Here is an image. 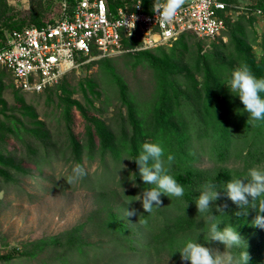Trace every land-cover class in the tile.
Returning a JSON list of instances; mask_svg holds the SVG:
<instances>
[{
	"label": "rangeland",
	"instance_id": "1",
	"mask_svg": "<svg viewBox=\"0 0 264 264\" xmlns=\"http://www.w3.org/2000/svg\"><path fill=\"white\" fill-rule=\"evenodd\" d=\"M226 1L237 10L233 6L253 7L264 0ZM4 2L7 11L0 22L7 17L30 21V0ZM58 10L55 2L50 16L56 18ZM251 17V11L234 12L219 35L185 33L146 50L147 56L132 44L107 56L95 52L41 92L20 90L0 65V257L12 254L0 264H141L120 258L96 263L93 251L79 254L77 236L67 237L76 229L88 244L101 238L96 228L108 210L134 228L125 216L124 194L136 188L129 143L134 136L163 142L166 123L187 139L191 159L186 166L249 170L235 155V143L242 139L235 129L253 121L227 84L245 56L260 61L264 78V25ZM149 55L162 65H152ZM162 108L167 110L163 118L157 113ZM13 116L17 129L10 134L2 123ZM224 146L228 151L220 156ZM76 164L87 175L68 184ZM256 165L264 167V161ZM69 242L76 243L77 257ZM211 247L225 250L218 242ZM159 264L188 262L163 257Z\"/></svg>",
	"mask_w": 264,
	"mask_h": 264
},
{
	"label": "trees",
	"instance_id": "2",
	"mask_svg": "<svg viewBox=\"0 0 264 264\" xmlns=\"http://www.w3.org/2000/svg\"><path fill=\"white\" fill-rule=\"evenodd\" d=\"M106 1L110 9H113L117 6L130 3L133 0ZM221 1L228 4L226 0ZM55 2L58 6V0H30V9L32 11L30 13V21L27 23L22 20L21 22H14L13 17H7L9 21L2 19V22H0V47L3 45V40L7 32L13 29H20L23 26L41 27L53 21L55 18L54 16L51 17L50 13L52 12V6ZM143 3L145 7L149 9V6L153 4V0H143ZM259 7H264V1L249 8L256 9ZM6 11L7 8L4 0H0V16L3 15L4 17ZM234 12L236 11H233L228 4L226 15L224 16L225 29L229 25L228 20H233ZM241 12L245 13L246 11ZM251 16V19L255 20L256 16L253 14H251ZM128 44L134 46L136 42L126 41L125 46L128 47ZM140 52L147 56L146 50H140ZM148 57L152 65H162L160 61L151 55ZM85 58L86 57H82L81 59L83 60ZM241 64H247L251 71L257 72V77L261 78L263 68L260 66V61L257 62L254 57L250 58L245 56ZM215 87L218 86L215 85ZM157 113L163 118L167 115V110L163 108L158 109ZM11 119L12 121L9 120L2 123L3 129L10 134L13 133V130L15 131L17 129L15 126L17 120L14 116L11 117ZM162 131L166 134L164 141L158 142L154 140L153 142L160 143L163 146L165 149V160L169 154L174 156V161L171 165V174L177 182L185 188V195L181 198H169L162 194L160 197V205L154 206L150 213L145 212L142 205L134 206V201L130 205L128 204L130 200H134L137 193L141 194L144 188L151 187L150 185H145L141 180L138 166L135 161L132 160L138 157L141 145L146 141V137H141L139 139L134 136L129 143L128 156L132 161V171L134 181H136V188L127 190L124 194L125 200L127 201L125 210L126 208L136 209L137 214L128 217L134 228H128L123 220L108 210L103 223L96 228L98 236H101V238H96L94 242L88 244L85 236H80L76 229L70 230L71 234L68 235L67 238L71 241L73 240L72 234L77 236V242H80V245H77L80 249V251L78 250L80 255L86 250H91L93 251L91 257L96 263H105L111 260L115 261L120 258L122 261L131 259L133 262H141V264H159L163 257L174 260L181 259L178 251L188 240H195L197 238V242L204 244L206 247H211L213 245L214 242L208 243L205 241L207 239L208 223L204 214L198 213L195 199L199 196L202 186L207 181L213 180L223 187V183L229 181L232 177H247L248 170L239 171V169L229 168L227 166L210 170H194L185 165L187 159H191V157L186 148L187 139L184 134H181L179 129L175 130L173 125L171 126L169 123H166V125L164 124ZM235 132L242 138L240 144L242 141L244 142V145L240 148H238L240 144L235 143V155L243 159L245 166L251 168L253 163L264 161V121H253L252 123L242 122L236 125ZM216 148L217 147L214 146V150ZM227 148V146H224L223 149L219 150L218 153L220 156H226L225 151H228ZM256 203L258 206V201ZM224 204L228 205V207L224 209L225 213L216 212V206H222ZM237 210V206L227 198L223 191L221 192L220 199L215 201L212 206V214L217 215V218L223 221L219 227L222 229L226 225L231 224L247 241V250L251 255L249 264H264V229L252 224L256 212L249 209L246 216L241 215L237 217L234 215ZM135 234L136 237H133ZM55 243L60 244V240L57 239ZM75 244L76 243L72 244V242H69L68 245L69 251L71 250L74 252V255L76 254L77 257L76 249L78 247H76ZM64 257L65 256H63L62 260H64ZM10 258H12V254L0 257V259L3 260H8Z\"/></svg>",
	"mask_w": 264,
	"mask_h": 264
},
{
	"label": "built area",
	"instance_id": "3",
	"mask_svg": "<svg viewBox=\"0 0 264 264\" xmlns=\"http://www.w3.org/2000/svg\"><path fill=\"white\" fill-rule=\"evenodd\" d=\"M133 0L110 9L106 0H58V15L41 27L23 26L7 32L0 47V65L7 68L17 87L41 92L57 83L69 70L82 64L93 53L102 56L126 50H147L191 33L213 38L225 29L228 4L221 0H187L175 20L167 25L156 22L152 5ZM236 12L251 11L264 24V7L233 6ZM137 17L135 27H122L125 18ZM86 57L85 59H81Z\"/></svg>",
	"mask_w": 264,
	"mask_h": 264
},
{
	"label": "clouds",
	"instance_id": "4",
	"mask_svg": "<svg viewBox=\"0 0 264 264\" xmlns=\"http://www.w3.org/2000/svg\"><path fill=\"white\" fill-rule=\"evenodd\" d=\"M142 2L143 0L136 5V8L141 7ZM186 2L187 0H153L152 12L156 16V22L158 20L161 25L172 23ZM136 19L137 17L133 15L130 20L124 18L120 22L122 27L129 29V35H131V29L135 27ZM227 87L233 95L239 97L244 112L248 114V120L264 121V95H262L264 94V78H258L247 64H240L231 71ZM132 160L138 166L141 180L145 185L151 186L144 188L142 193L134 199L141 202L145 212L150 213L154 206L160 205L162 194L169 198H181L185 195V188L171 174L174 156L169 154L165 160V149L160 143L143 142L138 157ZM86 175V169L76 164L66 182L77 183ZM222 191L237 206L235 216H246L251 209L256 212L252 224L264 229V167L253 166L249 168L247 177H232L223 183V187L209 180L202 186L195 204L198 213L204 214L208 223L205 241L223 244L225 250L221 252L216 248L206 247L198 243L197 238L188 240L178 251L182 261L188 264H249L251 255L247 250V241L231 224L221 229L219 225L223 221L212 214L213 203L220 199ZM2 196L3 193H0V197ZM134 200H130L128 204L130 205ZM227 207V204L216 206V212L225 213L224 209ZM136 214L135 208L125 210L127 217Z\"/></svg>",
	"mask_w": 264,
	"mask_h": 264
}]
</instances>
